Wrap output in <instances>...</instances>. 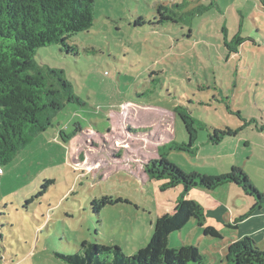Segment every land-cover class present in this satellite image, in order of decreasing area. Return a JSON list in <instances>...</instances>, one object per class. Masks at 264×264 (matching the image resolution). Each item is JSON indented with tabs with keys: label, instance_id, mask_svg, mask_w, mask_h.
I'll return each instance as SVG.
<instances>
[{
	"label": "rangeland",
	"instance_id": "1",
	"mask_svg": "<svg viewBox=\"0 0 264 264\" xmlns=\"http://www.w3.org/2000/svg\"><path fill=\"white\" fill-rule=\"evenodd\" d=\"M199 6L201 16L189 21L183 13ZM93 18L69 39L73 53L59 45L36 52L37 65L63 72L81 104H67L0 165V264H64L55 254L74 255L82 242L135 255L184 191L149 180L143 164L151 159L187 175L237 167L264 194V0H96ZM235 37L248 40L235 44ZM176 108L196 122L191 150L173 149L188 144ZM226 128L241 131L209 141ZM234 187L196 188L186 197L221 239L191 220L168 247L195 246L206 264H222L227 247L246 237L264 251V232L247 231L254 201ZM103 197L122 202L96 214L92 202Z\"/></svg>",
	"mask_w": 264,
	"mask_h": 264
},
{
	"label": "trees",
	"instance_id": "2",
	"mask_svg": "<svg viewBox=\"0 0 264 264\" xmlns=\"http://www.w3.org/2000/svg\"><path fill=\"white\" fill-rule=\"evenodd\" d=\"M96 0H0V165L9 164L15 155L29 146L35 137L45 133L53 118L69 103L81 104L63 72L40 67L35 61L38 49L59 45L67 54L74 48L67 43L76 34L88 31L94 22L93 5ZM186 4H175L182 10ZM159 7V21H168ZM203 6L187 14L193 20L201 16ZM191 23V22H189ZM141 21L136 26L143 25ZM248 39L235 37L233 43L241 44ZM185 129L188 144L174 145L175 150H191L197 139L195 120L182 108L175 109ZM241 130H214L209 141L218 144L225 137H236ZM192 152V151H191ZM149 180L164 181L163 190L179 186L183 193L171 213L160 215L153 229L150 242L135 255L126 257L117 247L82 242L74 255L55 254L64 264H206L198 248L182 245L169 248V236L180 232L191 220L202 228L204 236L221 239L219 232L205 225V211L197 203L187 199L192 189L211 191L232 184L254 201L250 213L264 207V194L253 186L248 176L237 167L220 176L185 174L163 157L143 164ZM53 182L46 181L43 189ZM32 199L28 200V203ZM118 199L103 197L93 200V212L98 214L107 205L121 203ZM126 202V201H125ZM222 264H264V251L250 238L231 243Z\"/></svg>",
	"mask_w": 264,
	"mask_h": 264
},
{
	"label": "crops",
	"instance_id": "3",
	"mask_svg": "<svg viewBox=\"0 0 264 264\" xmlns=\"http://www.w3.org/2000/svg\"><path fill=\"white\" fill-rule=\"evenodd\" d=\"M236 188V187H234ZM237 189V188H236ZM253 206V205H252ZM251 206V208H252ZM264 208V207H263ZM255 210L250 213V216H245L247 218L246 222L250 224V226L247 227V231L251 234H257L260 235L264 232V218H263V212L262 209ZM205 211V210H204ZM244 222V223H246ZM231 226L230 224H225V227ZM212 227V226H211ZM236 226H233V229H236ZM262 239L264 240V233L262 234ZM258 246V244H257Z\"/></svg>",
	"mask_w": 264,
	"mask_h": 264
}]
</instances>
